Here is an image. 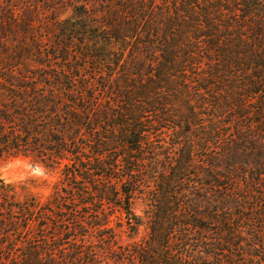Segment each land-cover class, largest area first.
Segmentation results:
<instances>
[{"label":"trees","instance_id":"trees-1","mask_svg":"<svg viewBox=\"0 0 264 264\" xmlns=\"http://www.w3.org/2000/svg\"><path fill=\"white\" fill-rule=\"evenodd\" d=\"M46 1L38 67L0 40V159L59 178L0 176V264H264V0Z\"/></svg>","mask_w":264,"mask_h":264},{"label":"rangeland","instance_id":"rangeland-1","mask_svg":"<svg viewBox=\"0 0 264 264\" xmlns=\"http://www.w3.org/2000/svg\"><path fill=\"white\" fill-rule=\"evenodd\" d=\"M41 2L43 3L41 8L38 10L37 8L33 7L32 0H0V40H2L3 44L9 51H17L19 46L22 45L24 48L26 47L25 50H27L29 53H33L34 51L30 52V50L36 46L32 38L33 36H38V34L41 32L43 36L46 35V37H48V32L54 33L52 30L47 31V29H45V24H43L48 21L51 22V14L49 11L51 4L46 0H41ZM11 3L14 5L15 16L17 18L16 21L11 18V12H7V5ZM57 8L58 11L55 14L56 16L65 18L69 15L67 10H65L63 7H58L57 5ZM9 18H11L12 21ZM29 19H32L33 24H37L38 26L34 29L31 28L30 33L27 32L29 27L25 28V32L22 31L24 29L20 30L18 27H16L18 26V22ZM0 52V56L4 55L5 57V66H8L9 64L7 60H10L11 58H9V56L3 50L0 49ZM33 54L34 55H26L28 57L21 61L19 66H29L33 68L38 67V64H40L39 61L41 59H35L34 56L39 55L38 53ZM0 176L11 182L27 181L30 179L37 180V182L34 183L33 191L45 200L53 192L54 185L59 178V172L57 170L53 171L47 169L41 165L33 164L29 158L19 157L0 159ZM139 204L140 205L137 206V213L142 215L143 206L142 203ZM146 235L147 230L143 228L139 238H142Z\"/></svg>","mask_w":264,"mask_h":264}]
</instances>
